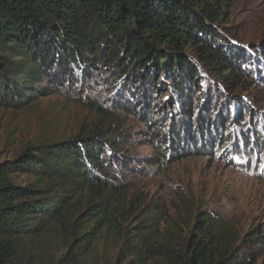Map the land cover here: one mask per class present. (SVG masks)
Returning <instances> with one entry per match:
<instances>
[{
  "label": "trees",
  "instance_id": "obj_1",
  "mask_svg": "<svg viewBox=\"0 0 264 264\" xmlns=\"http://www.w3.org/2000/svg\"><path fill=\"white\" fill-rule=\"evenodd\" d=\"M232 1L0 0V106L78 81L95 93L76 134L0 163V264L49 252V264H248L258 254L262 235L243 236L195 200L172 215L147 185L131 193L150 176L130 161L138 132L153 152L142 162L158 170L218 146L264 154L251 91H264V42L245 49L227 36Z\"/></svg>",
  "mask_w": 264,
  "mask_h": 264
},
{
  "label": "rangeland",
  "instance_id": "obj_2",
  "mask_svg": "<svg viewBox=\"0 0 264 264\" xmlns=\"http://www.w3.org/2000/svg\"><path fill=\"white\" fill-rule=\"evenodd\" d=\"M227 15V29L224 31L242 48L256 49L264 42V0H233ZM262 55L257 52V56ZM65 86L62 92L38 96L24 108L0 106V163L18 156L27 146L73 136L81 123L91 118L83 98L86 94L94 96L95 93L80 86V81L70 87ZM251 91L257 94L255 97L249 95V98H255H252L253 107L264 116V91ZM82 92L84 94L80 96ZM97 95L101 99L108 96L103 92ZM122 118L125 128L140 129L138 122ZM140 136L139 132L133 136L135 142L141 140L130 150V161L135 169L150 173V176L135 179L131 193L137 188L142 189V184L147 185L144 192L149 191L158 199L164 197L172 215L176 214L173 206L179 204L181 207V201L195 200L205 209L234 223L243 236L253 232L262 235L264 240V154L245 157L233 151L231 146L225 149L218 146L214 156L184 158L158 170L142 162L153 152ZM23 177L21 175L20 178ZM45 238L40 242L50 247V239ZM257 251L258 254L248 264H264V242ZM53 256L52 252L42 254L38 264H49Z\"/></svg>",
  "mask_w": 264,
  "mask_h": 264
}]
</instances>
